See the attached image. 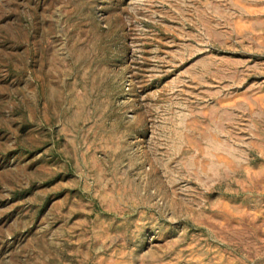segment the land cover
<instances>
[{
    "label": "rangeland",
    "instance_id": "374dc122",
    "mask_svg": "<svg viewBox=\"0 0 264 264\" xmlns=\"http://www.w3.org/2000/svg\"><path fill=\"white\" fill-rule=\"evenodd\" d=\"M0 264H264V0H0Z\"/></svg>",
    "mask_w": 264,
    "mask_h": 264
}]
</instances>
